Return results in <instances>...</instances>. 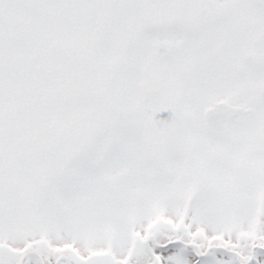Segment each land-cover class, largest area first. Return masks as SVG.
I'll return each mask as SVG.
<instances>
[{
	"label": "snow or ice",
	"instance_id": "1",
	"mask_svg": "<svg viewBox=\"0 0 264 264\" xmlns=\"http://www.w3.org/2000/svg\"><path fill=\"white\" fill-rule=\"evenodd\" d=\"M0 264H264V0H0Z\"/></svg>",
	"mask_w": 264,
	"mask_h": 264
},
{
	"label": "flooded vegetation",
	"instance_id": "2",
	"mask_svg": "<svg viewBox=\"0 0 264 264\" xmlns=\"http://www.w3.org/2000/svg\"><path fill=\"white\" fill-rule=\"evenodd\" d=\"M163 115H165V116H166L167 114H163Z\"/></svg>",
	"mask_w": 264,
	"mask_h": 264
}]
</instances>
